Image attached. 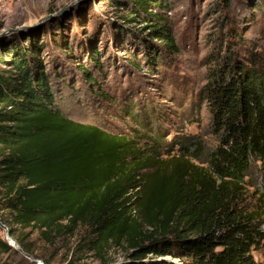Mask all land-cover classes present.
Returning a JSON list of instances; mask_svg holds the SVG:
<instances>
[{
  "label": "trees",
  "instance_id": "trees-1",
  "mask_svg": "<svg viewBox=\"0 0 264 264\" xmlns=\"http://www.w3.org/2000/svg\"><path fill=\"white\" fill-rule=\"evenodd\" d=\"M111 1L126 10L120 19L125 26L145 25L137 32L125 29L136 38L142 33L150 49L143 59L129 55L135 70L140 58L154 70L164 49L177 51L158 11L164 0ZM224 1L215 8L220 11ZM219 18L220 26L228 24V33L239 37L233 23ZM11 41L9 49V41L0 40V66H6L0 70V221L9 212L14 225L34 228L47 239L84 227L92 233L90 249L100 256L125 246L130 252L121 264H177V259L182 264H258L254 252L264 255V213L256 203H242L252 188L256 201H264L260 56L228 51L209 65L199 101L210 114L209 133L216 140L210 147L199 135L167 141L160 127L144 121V113H129L140 127L136 134L68 118L40 45L26 46L17 36ZM97 50L77 65L83 80L96 87L99 79L90 64L98 71L106 64ZM10 236L16 239L13 229ZM11 251L0 240V254Z\"/></svg>",
  "mask_w": 264,
  "mask_h": 264
},
{
  "label": "rangeland",
  "instance_id": "rangeland-1",
  "mask_svg": "<svg viewBox=\"0 0 264 264\" xmlns=\"http://www.w3.org/2000/svg\"><path fill=\"white\" fill-rule=\"evenodd\" d=\"M220 1L164 0V8L158 11L176 39L177 51L164 49V57L154 70L141 58L139 71L131 66L129 55L143 59L150 49L142 41L146 38L142 33L137 38L127 33L145 25L125 26L120 19L126 10L112 6L111 0H0V40L9 41V49L13 48L14 36L26 46L40 45L57 102L68 118L128 134L140 129L129 113H144L148 117L144 121L160 127L167 141L199 135L211 147L216 140L209 133L210 114L206 104L199 101L209 65L228 51L257 54L264 60V0H225L219 11L215 6ZM219 17L233 23L239 37L228 33V24L227 28L220 26ZM94 47L107 64L103 71L90 64L99 79L98 87L86 83L77 68L87 62ZM5 67L0 66V70ZM254 191L252 188L245 193L242 205L256 203L264 213V201H256ZM3 219L0 240L8 242L12 251L0 254V264H121L130 252L120 245L100 256L90 249L92 233L84 227L73 232L62 230L47 239L34 228L14 225L9 212ZM12 229L19 241L14 239L16 245L8 238ZM254 257L258 264H264L262 253L254 252Z\"/></svg>",
  "mask_w": 264,
  "mask_h": 264
},
{
  "label": "built area",
  "instance_id": "built-area-1",
  "mask_svg": "<svg viewBox=\"0 0 264 264\" xmlns=\"http://www.w3.org/2000/svg\"><path fill=\"white\" fill-rule=\"evenodd\" d=\"M174 261H176L178 264H182V261H180L179 259L174 260Z\"/></svg>",
  "mask_w": 264,
  "mask_h": 264
},
{
  "label": "water",
  "instance_id": "water-1",
  "mask_svg": "<svg viewBox=\"0 0 264 264\" xmlns=\"http://www.w3.org/2000/svg\"><path fill=\"white\" fill-rule=\"evenodd\" d=\"M8 238L10 239V241H15L10 235H8Z\"/></svg>",
  "mask_w": 264,
  "mask_h": 264
},
{
  "label": "bare ground",
  "instance_id": "bare-ground-1",
  "mask_svg": "<svg viewBox=\"0 0 264 264\" xmlns=\"http://www.w3.org/2000/svg\"><path fill=\"white\" fill-rule=\"evenodd\" d=\"M12 242H13V243H12L13 245H16V242H15V241H12Z\"/></svg>",
  "mask_w": 264,
  "mask_h": 264
}]
</instances>
